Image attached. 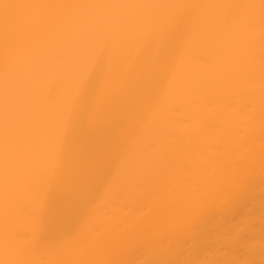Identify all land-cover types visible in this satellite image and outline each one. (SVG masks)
I'll return each mask as SVG.
<instances>
[{"label": "bare ground", "instance_id": "1", "mask_svg": "<svg viewBox=\"0 0 264 264\" xmlns=\"http://www.w3.org/2000/svg\"><path fill=\"white\" fill-rule=\"evenodd\" d=\"M0 264H264V0H0Z\"/></svg>", "mask_w": 264, "mask_h": 264}]
</instances>
